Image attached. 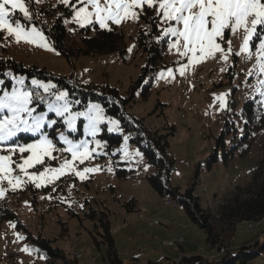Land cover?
I'll list each match as a JSON object with an SVG mask.
<instances>
[{
    "label": "rangeland",
    "instance_id": "rangeland-1",
    "mask_svg": "<svg viewBox=\"0 0 264 264\" xmlns=\"http://www.w3.org/2000/svg\"><path fill=\"white\" fill-rule=\"evenodd\" d=\"M59 4V0L33 2L30 8L38 15L34 16L32 23L38 28L41 23L49 26L61 15L57 8ZM44 5L55 7V13L45 15L42 11ZM146 9L147 6L139 20H125L119 25L109 22L110 27L113 25L123 33L125 51L122 53H81L68 59L59 51L46 50L24 41L17 43L14 38H5L6 34L0 33V58L36 64L55 74L72 76L82 84H108L116 87L123 96H131L125 109L128 117L143 119L148 127L157 128L161 133L173 132L168 135L169 149L175 159L171 184L185 191L192 186L197 170L199 181L194 193L201 205L209 208L208 212L215 216L220 200L231 194L235 184L249 179V171L256 166L264 143L263 132L254 129L255 136L246 155H235L224 163L220 150L218 161L210 169L206 166L205 158L215 146L224 121L227 119L229 126H234L238 134L242 133L245 120L243 104L248 99L260 97L255 91L257 76L248 75L255 58L245 60L230 55L225 62L217 54L216 58L189 66L184 75H180L179 68L187 63V59L178 56L174 49L169 51V37L158 39L164 25L157 23L159 33L154 38L158 41L160 56L155 61L148 60V53L140 47L138 35L140 29L147 26L143 18ZM62 22L72 43L82 44L77 32L81 26L73 21L72 9L70 15L62 14ZM94 25L99 27L94 23L90 25L92 29ZM232 39L233 47L238 50L240 37ZM168 69H172L171 76ZM161 73H164L163 77ZM49 82L55 84L52 80L44 83ZM26 87L31 89L34 86ZM5 88L11 90L0 85V89ZM39 91L47 96L42 88ZM221 93L227 94L223 108L216 98ZM68 99L72 102L73 111H84L89 104H98L88 102L80 107L75 99L69 96ZM37 111H47L46 105L40 104ZM103 114L105 119L95 138L85 133L86 121L82 117L77 120V130L71 132L62 119L54 113L48 114L49 119L57 120L56 125L45 129L56 147H67L58 138L60 132H65L73 141H90L89 148L95 149L92 157L82 164L79 161L75 164L78 170L86 167H98L99 170L86 174L84 180L69 173L45 187L36 188L28 184L16 191L9 189L5 198L0 199V205H6L17 217L15 220L0 219V264H68L69 260L78 264H101L105 246L101 244L98 248L93 240L91 232L95 222L86 215L85 211L89 209L86 201L109 213L111 233L123 264H166L170 260L179 261L181 256L198 254L207 259H220L225 250L238 251L241 246L262 240L259 237L264 235V223L253 222L248 228L247 222L242 221L236 225L231 241L228 240L217 252L212 250L206 242L205 232L191 222L184 208L167 201L149 186L146 176L153 171L152 166L146 162L141 149L129 140L128 133L123 131L119 122L116 130H108L111 125L107 118L118 120L104 111ZM102 125L109 132L120 135V142L114 143L111 150L107 149L106 140L100 136ZM125 136L128 137L127 142ZM36 138L30 133L18 137L21 143H30ZM96 140L100 141V146L96 145ZM125 148L129 153L127 157ZM136 152L141 155H136ZM53 155L58 159L49 160L46 166L58 167L63 159H71V153L67 152H53ZM116 169L124 171L117 172ZM30 171H43V167L37 165ZM123 173L125 175L120 176ZM4 186L7 187L6 182ZM132 197L135 210L126 211L125 205ZM17 223L22 226L18 227ZM13 224L15 227L11 226ZM17 234L24 238H18ZM169 238L183 240L173 248L166 243ZM41 240H50V244L63 256L50 262L52 256L42 246ZM183 244L188 251H182ZM25 247L28 251H23ZM250 264H264V252Z\"/></svg>",
    "mask_w": 264,
    "mask_h": 264
},
{
    "label": "snow or ice",
    "instance_id": "snow-or-ice-1",
    "mask_svg": "<svg viewBox=\"0 0 264 264\" xmlns=\"http://www.w3.org/2000/svg\"><path fill=\"white\" fill-rule=\"evenodd\" d=\"M33 2L39 4L42 0H0V33H5V38H14L17 43L24 41L55 51L43 30L32 23L38 15L30 8ZM59 3L72 9L73 21L79 26L97 23L100 29L108 30H111L109 22L119 25L125 20H139L147 6L155 11L153 19L164 25L158 39L169 37V51L174 49L178 56L187 59L179 68L180 75H184L189 66L216 58L217 54L225 62L230 55L245 60L255 58L248 75L257 76L255 91L264 98V0H59ZM237 36L241 41L238 50L233 47L232 39ZM6 75L14 83L11 90L0 89V199L5 198L9 189L16 191L28 184L45 187L69 173L84 180L86 174L98 171V167L78 170L75 164L92 157L95 149L89 148L90 141H73L65 132H60L58 138L67 147L58 149L45 129L57 124L56 119L48 118L50 112L62 119L71 132L77 130V120L82 117L86 121L85 133L95 138L105 119L103 109L98 104H89L84 111H73L68 92L53 91L56 85L33 78L34 87L29 89L24 76H13L11 72ZM163 75L161 73V77ZM168 75H172V69H168ZM3 84L4 80L0 79V85ZM41 88L47 96L41 94ZM226 95L221 93L216 97L222 108ZM40 104L46 105L47 111H37ZM107 119L111 125L108 130H116L118 121ZM25 133L38 138L21 143L18 137ZM124 140L127 142L128 137ZM95 143L100 146L99 140ZM53 152L71 153V159H63L58 167L46 166L49 160L58 159ZM124 152L127 157L126 148ZM17 156L19 159H14ZM37 165L42 166L43 171H30Z\"/></svg>",
    "mask_w": 264,
    "mask_h": 264
},
{
    "label": "trees",
    "instance_id": "trees-1",
    "mask_svg": "<svg viewBox=\"0 0 264 264\" xmlns=\"http://www.w3.org/2000/svg\"><path fill=\"white\" fill-rule=\"evenodd\" d=\"M57 8L61 15L56 17L49 26L41 23L48 42L66 58L74 54H96L125 51L123 45V33L115 26L111 30L100 29L97 25L94 28L90 25L78 29V36L82 44L77 45L70 40L69 32L62 22V14L70 15L71 8L59 4ZM56 8L44 5L42 11L45 15L51 16ZM153 9H146L144 20L146 28H141L138 35L140 47L146 51L148 60L155 61L160 56L158 41L154 36L159 33L158 21L153 19ZM11 72L13 76H24L25 86L31 85L33 78L47 82H55L54 91H67L69 97L79 101V106H85L88 102H96L103 109L106 115L118 120L119 126L128 133L129 140L137 145L143 152L146 162L153 171L149 173L147 183L160 196L173 201L177 207H183L187 216L193 224L201 228L206 234V242L214 251H219L231 241L239 222H261L264 219V143L261 145L260 157L256 166L250 171L249 179L243 183H237L230 195L223 197L218 203L216 215L209 213V208H204L199 202L198 195L194 189L198 184V171L194 173L192 186L181 191L179 187L173 186L170 182V175L175 168L174 155L170 151L168 135L161 133L157 128L148 127L143 119L130 118L127 116L126 105L132 97L123 96L120 91L108 84L97 85L96 83L82 84L72 76L55 74L46 68L36 64H23L13 59L0 58V79L4 80V87L11 89L14 81L6 73ZM130 92V91H129ZM258 96L248 99L243 104L242 115L244 120L243 132L238 134L234 126H229L227 119L224 121L223 129L216 136V144L212 151L206 156L205 163L210 169L221 157L224 163L235 155H246L250 149L251 142L255 136L254 129H260L264 134V102ZM106 140V147L111 150L114 143L120 142V135L109 132L105 125H102L100 135ZM117 172L124 171L116 169ZM125 175V173L120 176ZM89 209L86 215L94 220V231L91 232L93 240L98 248L101 244L105 246L102 253L101 264H123L122 259L115 247L111 233V224L108 212L97 209L87 202ZM126 211L135 210V199L132 197L125 205ZM16 213L8 209L6 205H0V219H16ZM251 226V224H249ZM17 226H22L17 223ZM30 238V235H28ZM33 241L37 239L33 238ZM42 246L48 250L50 262L54 258L62 257L61 251L50 244V240H41ZM223 250V249H222ZM264 252V235L262 240L256 241L253 245L241 246L238 251L225 250L220 259H207L202 255L181 256L179 261H171L166 264H250L258 255ZM68 264H78L77 261L69 260ZM149 264H163L162 262Z\"/></svg>",
    "mask_w": 264,
    "mask_h": 264
},
{
    "label": "built area",
    "instance_id": "built-area-1",
    "mask_svg": "<svg viewBox=\"0 0 264 264\" xmlns=\"http://www.w3.org/2000/svg\"><path fill=\"white\" fill-rule=\"evenodd\" d=\"M202 187L205 188V185H202ZM167 201H169V200L167 199ZM182 240H183V238H176V239L175 238H169V239H166L167 244H170L173 247L175 246V244L181 242Z\"/></svg>",
    "mask_w": 264,
    "mask_h": 264
},
{
    "label": "crops",
    "instance_id": "crops-1",
    "mask_svg": "<svg viewBox=\"0 0 264 264\" xmlns=\"http://www.w3.org/2000/svg\"><path fill=\"white\" fill-rule=\"evenodd\" d=\"M261 222L264 223V221H261ZM261 222H260V223H261ZM249 224H251V226H250ZM252 224H253V223H247V227H248V228H251V227H252ZM263 231H264V230H263ZM262 234H263V233H262ZM262 237H263V236L261 235V236L259 237V239H262ZM256 238H257V236H256ZM257 239H258V238H257ZM185 243H186V242H185ZM185 243H184V244H185ZM184 244H183L182 251H185V252H186V251H188V250L186 249V247H185ZM121 259H122V258H121ZM122 261H123V259H122Z\"/></svg>",
    "mask_w": 264,
    "mask_h": 264
},
{
    "label": "bare ground",
    "instance_id": "bare-ground-1",
    "mask_svg": "<svg viewBox=\"0 0 264 264\" xmlns=\"http://www.w3.org/2000/svg\"><path fill=\"white\" fill-rule=\"evenodd\" d=\"M167 200V199H166ZM167 243V242H166ZM168 246L170 245V244H167ZM170 246H172V245H170ZM173 248H175V246L173 247Z\"/></svg>",
    "mask_w": 264,
    "mask_h": 264
}]
</instances>
